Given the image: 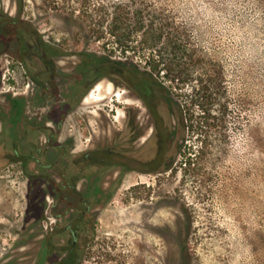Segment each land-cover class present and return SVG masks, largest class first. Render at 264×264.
Segmentation results:
<instances>
[{"label": "rangeland", "instance_id": "374dc122", "mask_svg": "<svg viewBox=\"0 0 264 264\" xmlns=\"http://www.w3.org/2000/svg\"><path fill=\"white\" fill-rule=\"evenodd\" d=\"M0 16L35 25L63 74L41 87L39 62L26 74L0 42V264L57 261L59 234L45 252L40 236L67 207L57 184L77 173L80 206L96 208L78 264H264V0H0ZM107 59L131 76L161 63L177 137L167 171L81 161L99 145L110 163L128 161L120 107L141 102L123 98L118 73L95 89L72 78ZM171 64L184 79L167 76ZM16 146L23 158L8 154Z\"/></svg>", "mask_w": 264, "mask_h": 264}, {"label": "flooded vegetation", "instance_id": "af4514ba", "mask_svg": "<svg viewBox=\"0 0 264 264\" xmlns=\"http://www.w3.org/2000/svg\"><path fill=\"white\" fill-rule=\"evenodd\" d=\"M11 17L14 16H8V19L5 22L0 20V42H4L5 50H9V53H12L17 60L21 61V45L18 47V42L8 39L12 28L16 25L10 22ZM19 41L21 44L22 39L19 38ZM25 41L27 42L26 44H28L29 41H27V39ZM43 41V44H45L49 52H51L47 60H42L40 55H36V50L33 49L30 51V56H27L28 59H26V63L22 64L26 73V69L33 65L32 62L34 60H37L40 65L39 76L41 77L43 74L49 76V80H45L44 85L47 81L52 85L54 83V77H63V74L56 65L58 60L57 56L61 57V55H56L54 47L47 43L45 39ZM38 42L42 45L40 38L37 40V43ZM28 45L35 44L30 43ZM48 50L44 49L43 51L46 54ZM109 60L110 59H107L108 62ZM96 72L99 76L90 81V83L89 76L84 74L80 75L76 80V77L72 78L77 84L87 85L88 88L89 86H93L95 89L101 80L109 75L108 73H118L120 78H122L121 75L123 76V98L126 100L128 98L139 100L141 106L138 109H135L124 103L120 107L122 110V128L119 132L122 133L123 137L120 138H124L123 140L125 143L121 145L119 143L117 146L122 149L121 151H123L122 154L124 156L127 155L128 161L110 163L105 157H110L108 154L112 153L114 150L112 147H108V149L104 145L94 147L96 149L91 148L88 152L89 155H86L87 152L83 154V159L81 161L86 162L89 165V168L97 167V169H104L108 167V165H117L123 172L139 171L152 174L167 171L175 154L177 137H174L173 134L175 128L173 119L174 114L170 115V112L168 113V109L164 106L165 103L163 105V102L160 99L157 87L154 93L151 91V88L144 86L142 80L139 81V76L125 74L122 70L113 69L108 72L106 70L100 72L96 70ZM104 73L107 74L104 75ZM143 75L145 76V82H151L156 86L157 82L155 78H149L147 74ZM19 113L21 112H19V109L17 108L13 115H18ZM24 120L25 119H23V121ZM32 127L37 128L36 126ZM16 149H18L17 146L14 147L13 151H9L8 154H13ZM143 150L145 154L143 153ZM74 161L81 162L79 156H77ZM137 164H144L145 167H138ZM69 176V182L64 183L63 185L59 183L57 184L59 186V199L60 201L66 202L67 207L63 211L53 214V218H50V224H53V222L56 223L54 226H51L50 229L45 230L40 236L42 238L44 252L46 251V248L51 249L54 246L55 241L53 240V234L56 233L60 236L57 246L55 248L53 247L58 253L57 261H55V263L47 261L49 264H78V249L82 247V241L80 242V238L83 236L91 237L93 234V216L96 212L89 215V211L94 212L96 210V208H94V200L89 201V206H80V202H85L86 199L79 191V179L83 176L80 173L70 174ZM50 206L52 207V205H49L48 207ZM67 256L70 257V262L65 261ZM47 262L44 264H47Z\"/></svg>", "mask_w": 264, "mask_h": 264}, {"label": "trees", "instance_id": "16d2710c", "mask_svg": "<svg viewBox=\"0 0 264 264\" xmlns=\"http://www.w3.org/2000/svg\"><path fill=\"white\" fill-rule=\"evenodd\" d=\"M10 22L12 24H16V25H14V27L12 28V30H11V32L9 34L10 36H9L8 39H10V40L12 39V41L18 42V45H17L18 47L21 45L20 48L22 49V51L21 50L20 51H21V58H22L21 61H22V63H26V61H27L26 59H28L27 56L29 54H31L30 51L33 50V49L36 50L35 51L36 52V55L37 56L40 55V57L42 58V60H44V59L47 60V58L50 56V53L51 52H49L48 48L45 46V44H43L44 43V41H43L44 39H43L42 34L39 31V29L35 25H33L30 21L22 20V19H20V17H16V16L11 17ZM151 29L150 30L146 29V30L148 32H151L152 35L155 36V34H156V28L155 27H151ZM19 38L22 39L21 44H20ZM39 38L42 41V45L39 42L37 43V40ZM26 39H27V41H29L28 44L33 43L35 45H28V44H26L27 43L25 41ZM31 46H33V47H31ZM44 49H47L48 50L46 54L43 51ZM33 55H35V54H33ZM116 62L110 59L109 62L108 61H105V62H102V63H94L89 68H83V69H81L82 72H81L80 75H82V74L86 75L87 72L89 71V69H91V68L92 69H95V70H98L99 72L100 71H105V70L108 72V71H111L113 69H117L116 68V64H114ZM32 63L34 64L35 63V60ZM148 65L151 67L149 70H147V69H145V70L144 69L143 70L140 69L138 71L135 70V69H132V70H133V72H137L138 73L137 75L139 76V81L142 80V83L144 84V86H147V87L151 88V91H153L155 93L156 86L153 83H151V82H148V81L145 82L144 81L145 76L143 74H147V76H149V78L154 79L155 78L154 74L156 72H157V74H159L162 71V68H160L161 63L158 62L156 59H149V64ZM178 68H179V71H178ZM26 70H27L26 71V74L32 73L31 72V67H28ZM118 70H122L125 74H127V72H130V70L127 69V68H118ZM177 71H178V73H177ZM39 74H40V72L38 71L37 74L33 75L32 78H33V80L35 82H37L42 87L44 85V82H42L41 79H39L40 78ZM166 74H167V76H171V79H174V80H176L177 78L179 80L184 79L182 77L183 74H184V70L181 67H177L176 68V66H174L172 64L167 67V73ZM208 89L210 91V94L213 95L214 94V91L210 90L211 88H207V91L206 92H208ZM206 96L208 97V93H206ZM204 110H207L208 111V109H204ZM3 142L4 141L1 140V136H0V146L2 145ZM96 153H98V152H96ZM14 155L17 156V157H22L23 158V156H22L23 154L20 152L19 149H16L14 151ZM86 155H89V154L86 153ZM17 157H13V158L15 159ZM27 157H30V155L27 156ZM26 159L24 160V165L25 166L27 165V162H28V160H26ZM78 257H79V255H78ZM65 261L66 262H70V257L67 256V258L65 259Z\"/></svg>", "mask_w": 264, "mask_h": 264}]
</instances>
